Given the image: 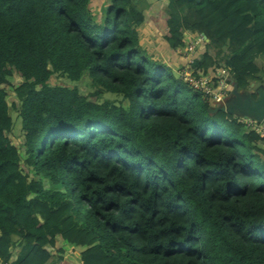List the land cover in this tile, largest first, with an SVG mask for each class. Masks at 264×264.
I'll use <instances>...</instances> for the list:
<instances>
[{
    "label": "trees",
    "instance_id": "1",
    "mask_svg": "<svg viewBox=\"0 0 264 264\" xmlns=\"http://www.w3.org/2000/svg\"><path fill=\"white\" fill-rule=\"evenodd\" d=\"M91 1L0 0V257L48 264L65 242L81 264H264L263 140L211 114L139 33L172 55L202 33L193 74L227 66L246 90L264 83V0H101V20Z\"/></svg>",
    "mask_w": 264,
    "mask_h": 264
},
{
    "label": "built area",
    "instance_id": "2",
    "mask_svg": "<svg viewBox=\"0 0 264 264\" xmlns=\"http://www.w3.org/2000/svg\"><path fill=\"white\" fill-rule=\"evenodd\" d=\"M204 39L205 37L202 33H186L184 47L176 50V53L182 57V63L177 70V74L192 89L200 92L212 106H216L224 102L231 93V69L226 66L216 69L214 73L206 76H196L193 74L191 65L197 58L200 49H202ZM228 120H235L237 123L243 124L245 129L255 131L263 139L264 143V121L259 122L252 118H245L238 115H230ZM12 261L13 259L4 261L0 257V264H11Z\"/></svg>",
    "mask_w": 264,
    "mask_h": 264
},
{
    "label": "rangeland",
    "instance_id": "3",
    "mask_svg": "<svg viewBox=\"0 0 264 264\" xmlns=\"http://www.w3.org/2000/svg\"><path fill=\"white\" fill-rule=\"evenodd\" d=\"M101 0H92L90 3V8L93 12V17L96 20H101L103 19V13H102V1L100 4ZM138 7H143L145 2L144 0H135ZM187 10L186 8L182 9V12L185 13ZM141 40H142V45L144 44L146 47H149V51L151 53H156L158 52L161 60L164 59L162 56L163 53V48L166 50V46L164 44V42H162L159 38L156 37V35L154 36L155 40L152 38L151 33H154V30L152 29L151 25L148 26H141ZM143 45V46H144ZM211 51L213 53H215V49H211ZM228 51V50H227ZM228 53V52H227ZM155 55V54H154ZM226 56L224 54H222L220 56V60L223 62L225 61ZM255 62L259 67H263L264 65V55L257 56L255 58ZM9 83L11 84L10 89L12 90L14 85H16V83L19 81V77H13V78H9L8 79ZM50 84L52 85H68L70 87L73 86H77L79 88L80 93L86 94L90 89H91V84H90V80L88 79L87 76L83 77L81 81L79 82H73L68 80L65 77H61L60 75L54 74L51 78H50ZM13 98V96H12ZM120 96L113 94V93H103L100 96V101H104L106 99H110V100H119ZM124 104H128L127 101H124ZM12 119H13V128L10 132V138L13 141L14 144H19L24 140V132L22 130L21 127V119L18 117L17 113L14 110H10ZM31 177H33L34 179H37L38 176H36L33 172H31ZM45 185H47V183H44ZM19 247L21 248L22 245L20 244ZM63 247L65 254L64 256L67 257L68 259H70L69 261L72 262V264H81L80 263V259L79 256L73 252V246L70 244H67L65 242H60L57 244V248L53 249L51 246H47V248L52 252V257L49 261L48 264H54L56 263L60 257L61 254L58 252L59 249Z\"/></svg>",
    "mask_w": 264,
    "mask_h": 264
},
{
    "label": "water",
    "instance_id": "4",
    "mask_svg": "<svg viewBox=\"0 0 264 264\" xmlns=\"http://www.w3.org/2000/svg\"><path fill=\"white\" fill-rule=\"evenodd\" d=\"M194 1V0H191ZM200 1V0H196ZM207 41V37L205 36ZM232 89L229 97L219 105L209 107L211 114L225 112L227 114L249 117L259 122L264 120V83L252 82L248 89L240 90L238 84L231 80Z\"/></svg>",
    "mask_w": 264,
    "mask_h": 264
},
{
    "label": "crops",
    "instance_id": "5",
    "mask_svg": "<svg viewBox=\"0 0 264 264\" xmlns=\"http://www.w3.org/2000/svg\"><path fill=\"white\" fill-rule=\"evenodd\" d=\"M148 25H150V24H143L141 26H148ZM141 26L139 27L140 38H141V28H142ZM151 36L155 40V38H154L155 34L151 33ZM141 42H142V40H141ZM144 47H146V46L144 45ZM146 48L149 50V47H146ZM151 54H153V55L155 54L154 56L156 58H160L158 52L151 53ZM162 55H163L162 57L164 58L163 61L166 62L168 65H170L172 67V69L177 73V70L180 67L181 63H182V57L180 55H178V54H173V55L169 54L167 49L165 50L164 48H163Z\"/></svg>",
    "mask_w": 264,
    "mask_h": 264
},
{
    "label": "clouds",
    "instance_id": "6",
    "mask_svg": "<svg viewBox=\"0 0 264 264\" xmlns=\"http://www.w3.org/2000/svg\"><path fill=\"white\" fill-rule=\"evenodd\" d=\"M205 37V36H204ZM205 40V39H204ZM226 67V66H225ZM231 80H233L232 78H231ZM234 81V80H233ZM228 115H233V114H228ZM245 118H249V117H245ZM264 121V120H263ZM262 122V121H261ZM247 130V129H246ZM247 131H250V130H247ZM255 132V131H254ZM256 133V132H255ZM261 138V137H260ZM262 139V138H261ZM263 140V139H262ZM17 251V250H16ZM79 256V255H78Z\"/></svg>",
    "mask_w": 264,
    "mask_h": 264
}]
</instances>
